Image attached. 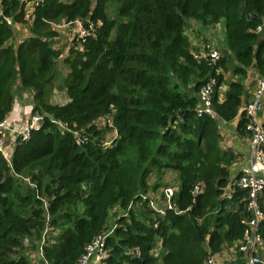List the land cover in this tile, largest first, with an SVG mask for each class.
Listing matches in <instances>:
<instances>
[{
    "label": "trees",
    "instance_id": "obj_1",
    "mask_svg": "<svg viewBox=\"0 0 264 264\" xmlns=\"http://www.w3.org/2000/svg\"><path fill=\"white\" fill-rule=\"evenodd\" d=\"M34 1L1 2L0 122L18 81L43 120L17 142L11 164L0 152V264H40V247L43 264H77L115 223L106 264H206L240 241L247 191L239 175L230 184L235 153L221 145L218 117L239 115L251 67L264 73V0ZM76 19L101 24L83 49L67 52L60 104L50 97L63 56L54 25ZM191 20L226 27L212 113L201 115L200 91L215 67L198 58ZM16 22L29 29L18 46ZM248 123L243 112L238 133L248 135ZM169 186L172 209L163 203Z\"/></svg>",
    "mask_w": 264,
    "mask_h": 264
},
{
    "label": "built area",
    "instance_id": "obj_2",
    "mask_svg": "<svg viewBox=\"0 0 264 264\" xmlns=\"http://www.w3.org/2000/svg\"><path fill=\"white\" fill-rule=\"evenodd\" d=\"M41 0H35L39 2ZM0 0V16H3V6ZM8 22H12L11 18L7 17ZM101 24L85 22L81 19H76L71 22H63L59 25H72L73 38H78L79 49H83V42L85 38L93 35L95 28ZM221 55L218 49H211L210 51L202 52L198 58L204 59L215 67V75L203 86L200 91V101L197 105V113H212V98L216 86L219 82L218 76L223 73L220 67H217ZM264 110V73L258 79V85L254 94V100L245 108L249 123L247 125V132L250 139V147L252 152V160L248 167L239 175L237 184L242 189L247 191L246 208L251 213L249 219L244 221L245 230L242 239L238 242L236 249L247 258L246 264H264V258L261 256V248L264 245V239L259 231L261 221L264 218V213L261 209L259 198L264 190V123L259 120V113ZM9 118L0 122V152L11 164L12 156L15 150V142L26 141L31 130L38 129L43 120V116L39 113L33 114L25 122L22 123V117L13 115L10 117L13 127H9ZM111 123V120H108ZM6 131L14 134V143L6 138ZM76 134V133H75ZM77 136V135H76ZM78 137V136H77ZM16 142V144H17ZM175 190L173 187H166V206L169 209L173 208L171 198L174 196ZM152 205H157L152 203ZM162 213L163 209L160 210ZM116 223L107 231L100 233L96 239L88 245L86 253L79 259L77 264H106L108 257L107 239L113 233ZM28 243V241H27ZM38 260L43 259L42 247L39 248ZM44 260V259H43ZM45 262V261H44ZM206 264H219L216 255L210 256Z\"/></svg>",
    "mask_w": 264,
    "mask_h": 264
},
{
    "label": "crops",
    "instance_id": "obj_3",
    "mask_svg": "<svg viewBox=\"0 0 264 264\" xmlns=\"http://www.w3.org/2000/svg\"><path fill=\"white\" fill-rule=\"evenodd\" d=\"M31 6H32V4H29V3L27 4V10L28 11L32 10ZM222 22H220L216 25L206 26V27H204L205 25L201 24L200 22L194 21V20H191L188 23V28H189V31L191 32L190 35L192 37L193 45L198 50V53L199 52H207L208 50H211V49H218L216 46L217 41L213 40V36L216 33H220L221 27H222L221 26ZM23 26H26V25L23 23H18V22L13 24L14 39L15 40L14 41L12 40V41H13V43L16 41L17 46L23 41V39H25L26 37L29 36L28 29H25L24 38H23ZM199 27L205 29L208 32V36H205L204 34L199 32L198 31ZM224 29L226 31L225 24H224ZM18 33L20 34V36H18ZM221 36H222V34H221ZM221 40L223 42H226V45H227L226 35H223ZM219 51L221 54L223 53L221 50H219ZM259 77H260V74L255 68L251 67L248 70V77L244 83L247 93L243 97L244 103H243V106L241 107L239 115L233 121L227 122V121L218 117V123H219V127H220V132L222 135L221 145L224 149L229 148L230 150H232L235 153V160L232 163V165L229 167L230 173H231L230 174V184L234 183L237 176L240 175L248 167V165L250 164V162L252 160V152H251V147H250L249 136L248 135H242V134L238 133L237 129H238V124H239L240 118L242 116V113L245 112L246 106L254 100V94H255L256 89H257V82H258ZM230 80L231 81L233 80L232 75H231ZM17 84L19 85V81ZM227 87L228 86L225 83L220 88V100L221 101L224 99V93H225ZM26 92L28 93V97H29L31 95L29 92L32 93L33 91L24 90L22 92L23 95L19 96L21 106H23V101H25L27 99V97H25V94H24ZM13 110H14V112L17 110L14 115H18V116L22 117L23 108H21L19 110H18V108H16V95H15L13 108H12L11 112L6 117V118H9L8 119V121L10 122L9 127H13V125L11 124V120H10V117L14 113ZM259 120L262 123H264V110H262L259 113ZM14 137L15 136L13 133H11L10 131H6V138L10 142L13 141ZM13 143H14V141H13ZM15 145H16V142H15ZM170 187H172V186H170ZM174 190H175V188H174ZM229 192H230V190H228V193ZM262 197L264 198V190L260 194V198H259L260 206H261V198ZM250 215H251V213H250ZM262 221H261V223H262ZM260 226H261V224H260ZM259 231H260V229H259ZM238 242H235L232 246H228V247L224 248L223 251L216 254V258H217L219 264H246L247 258L245 257L244 254L237 251V249H236ZM38 253H39V250L36 252V256H38ZM260 253H261V256L264 258V245L261 248Z\"/></svg>",
    "mask_w": 264,
    "mask_h": 264
},
{
    "label": "rangeland",
    "instance_id": "obj_4",
    "mask_svg": "<svg viewBox=\"0 0 264 264\" xmlns=\"http://www.w3.org/2000/svg\"><path fill=\"white\" fill-rule=\"evenodd\" d=\"M111 5L114 6L115 8L112 7ZM107 11H108V13H109V15L111 17L116 18V19L120 18L119 14H118V10H117L116 4L109 3ZM31 12L32 11H28L27 15L29 16ZM224 24L225 23L223 21L222 24H221L222 27H221L220 33H216L213 36V40L217 41L216 42L217 48L219 50H221V51H223L224 49L227 48L226 42H223L221 40L223 35H226V31L224 29ZM54 27L60 33L59 37L55 40L54 48H57L58 50L62 51L63 56H61L57 60L56 65H55V73H56V76H57L56 77L57 82H56V86H55V88H54V90H53V92H52L50 97H51L52 101H55L56 103L62 104L63 102H66L68 100L66 93L62 89H60V87H59V83L66 76V74L68 72V70L66 69L67 67L64 66V62L63 61H64V58L66 57V55H69V53H67L69 51V49H71L72 47H77L78 38H73L74 35H73V29L72 28H75L73 25H72V27H69V26L55 24ZM204 27H206V26H204ZM25 29H28L27 25L23 26V38H24ZM198 31L201 32L202 34H204L205 36H208V32L205 29L199 27ZM28 32H29V29H28ZM221 34H222V36H221ZM18 36H20L19 33H18ZM208 51H210V50H208ZM200 53H202V52H200ZM226 79H227V81H230L231 75L230 74L226 75ZM257 85H258V82H257ZM16 87H17V90H18V91H16V108H18V110L23 108V112H22V123H23L29 117H31L33 114H36V113H33V109H34V92H32V93L29 92L31 94L29 97H28V93L27 92H26L27 94L24 93L25 97H27V99L25 101H23V106H21L20 105L19 96L23 95V93H22L23 91H20L18 84H16L15 88ZM14 110H13V112H14ZM16 111L13 113V115L16 113ZM169 181H170L171 185L175 186L174 176L173 175L169 178ZM163 203H164V205H166V200H164ZM119 214H120V211H119L118 215ZM115 220H116V217L113 218V220L110 223H114Z\"/></svg>",
    "mask_w": 264,
    "mask_h": 264
},
{
    "label": "water",
    "instance_id": "obj_5",
    "mask_svg": "<svg viewBox=\"0 0 264 264\" xmlns=\"http://www.w3.org/2000/svg\"><path fill=\"white\" fill-rule=\"evenodd\" d=\"M44 263V260L40 258V264H43Z\"/></svg>",
    "mask_w": 264,
    "mask_h": 264
}]
</instances>
